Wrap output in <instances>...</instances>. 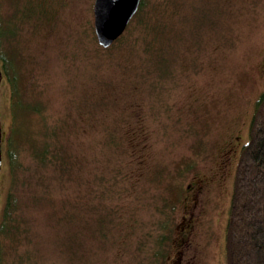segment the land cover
<instances>
[{
  "label": "rangeland",
  "instance_id": "1",
  "mask_svg": "<svg viewBox=\"0 0 264 264\" xmlns=\"http://www.w3.org/2000/svg\"><path fill=\"white\" fill-rule=\"evenodd\" d=\"M93 4L0 0V18L18 30L5 49L19 97L43 107L72 163L65 177L21 155L23 230L3 238L2 264H225L235 168L264 93V0H145L146 38L133 18L105 50ZM143 40L169 63L167 78L151 73ZM9 94L1 81L0 209L11 186ZM28 121L36 134L38 119Z\"/></svg>",
  "mask_w": 264,
  "mask_h": 264
},
{
  "label": "trees",
  "instance_id": "2",
  "mask_svg": "<svg viewBox=\"0 0 264 264\" xmlns=\"http://www.w3.org/2000/svg\"><path fill=\"white\" fill-rule=\"evenodd\" d=\"M144 5L145 0H141L137 14L134 17V19H137L135 28L140 39H145L148 32L151 31L150 24H148L143 13ZM152 29L155 33L152 41L161 44L163 33L158 32V27ZM160 33L163 35L162 37ZM17 34V28L12 27L10 22L0 18V72L2 81L5 82L10 93L8 100L10 133L7 138L5 156L11 175V186L0 209V251L3 238L14 240L19 236L20 230H23L24 222L20 215L21 200L17 195L18 174L22 168L21 155L30 156L39 170L54 169L65 177L69 173L68 165L72 164L70 159L62 154V145L59 143V138L54 136L57 133L52 132L56 129L48 130L43 107L39 103L25 104L19 97V74L15 55L8 47L5 49V45L13 44V38ZM121 38L122 36L117 41ZM122 40L120 41L121 44L131 52L135 51L133 54L137 55L139 53L134 45L139 40L132 39L135 42L134 44ZM149 41L143 40V43ZM152 41L146 44L143 55L150 54L147 50L153 48ZM14 42H17V40ZM15 44L12 50L16 47ZM148 59L151 73L157 76V82L168 77L170 71L165 75L161 72L162 68H169V63L162 55L150 54ZM32 117L38 119L40 123L36 134L35 130L33 128L29 129V125H27V123H30L29 118L34 120ZM25 120L27 122H24ZM26 145L28 147L24 153ZM38 178L41 183L45 182L41 174ZM46 186L47 182L45 183ZM47 191L48 189L45 188L42 193L36 194L35 192L34 198L31 200L37 203V201L47 197L44 195ZM105 219H108L107 215L101 217L98 222L105 221ZM100 225L103 226V223L101 222ZM104 227L102 230H104ZM156 257H159V254H156ZM224 257L225 264H264V93L256 102L249 126L248 141L241 148L235 168L225 229ZM2 263L0 255V264Z\"/></svg>",
  "mask_w": 264,
  "mask_h": 264
},
{
  "label": "water",
  "instance_id": "3",
  "mask_svg": "<svg viewBox=\"0 0 264 264\" xmlns=\"http://www.w3.org/2000/svg\"><path fill=\"white\" fill-rule=\"evenodd\" d=\"M141 0H94L93 29L101 49L110 48L126 31L137 14ZM2 76L0 72V85ZM2 132L0 122V169Z\"/></svg>",
  "mask_w": 264,
  "mask_h": 264
},
{
  "label": "flooded vegetation",
  "instance_id": "4",
  "mask_svg": "<svg viewBox=\"0 0 264 264\" xmlns=\"http://www.w3.org/2000/svg\"><path fill=\"white\" fill-rule=\"evenodd\" d=\"M190 187H188V189H189Z\"/></svg>",
  "mask_w": 264,
  "mask_h": 264
}]
</instances>
